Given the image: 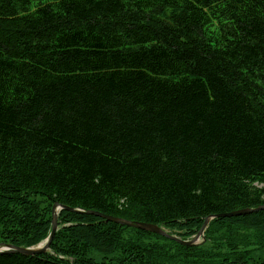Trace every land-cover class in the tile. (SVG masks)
<instances>
[{
  "label": "trees",
  "instance_id": "trees-1",
  "mask_svg": "<svg viewBox=\"0 0 264 264\" xmlns=\"http://www.w3.org/2000/svg\"><path fill=\"white\" fill-rule=\"evenodd\" d=\"M258 185L264 0H0V244L39 245L55 202L192 237L263 206ZM59 216L49 253L0 264H264L238 236L208 257L203 242ZM217 225L264 232V212L205 234Z\"/></svg>",
  "mask_w": 264,
  "mask_h": 264
},
{
  "label": "water",
  "instance_id": "water-1",
  "mask_svg": "<svg viewBox=\"0 0 264 264\" xmlns=\"http://www.w3.org/2000/svg\"><path fill=\"white\" fill-rule=\"evenodd\" d=\"M61 211H66L70 213H80V214H84L87 216H95V217L100 218L106 223H110V224L117 225L119 227L128 228V229L142 231V232L149 233L152 235H156L168 241L174 242L175 244L180 245L182 247L189 248V247L197 246L199 240L204 239V233L207 230L208 225L212 221L217 220V219H231V218L245 217V216H249L252 214H257L259 212H264V205L259 206L255 209L246 208V209L236 210V211H233L227 214L208 216L203 220V223L200 229L194 235V237H192V239L190 240L184 241L175 236L168 234L164 229H162L161 227L157 225L147 224L143 222L128 221V220H124L121 218L102 215V214L90 212V211L83 212L77 209L64 206L61 203L55 202L53 203L52 208H51V232L48 238L43 243L33 248H22V247H15V246L6 245V244H0V255H20L23 257H27V258H33L36 256L47 254L53 242L54 236L57 232V217H58V213Z\"/></svg>",
  "mask_w": 264,
  "mask_h": 264
},
{
  "label": "rangeland",
  "instance_id": "rangeland-1",
  "mask_svg": "<svg viewBox=\"0 0 264 264\" xmlns=\"http://www.w3.org/2000/svg\"><path fill=\"white\" fill-rule=\"evenodd\" d=\"M257 189H264V186H255ZM44 198V197H43ZM50 203L48 200L41 199L42 208H46L48 210ZM58 222H57V233L56 234H62L63 228L67 227V225L64 223V220L60 218L58 215ZM183 222H178L176 224L172 225H166L164 226V229L166 232H169L171 234L177 235L180 238H188L190 239L191 236H187V232L185 229H179L178 226L181 225ZM127 229V228H126ZM149 234V233H148ZM124 235H126L124 233ZM152 235V234H151ZM225 235V237H242L243 240L238 244L237 251L244 252L247 251H254L256 254L254 255L257 257L260 255L261 258H264V232H258V231H252V230H241L237 227L229 228V230L226 233H223V226L217 225L214 227L211 233L205 234L204 241L199 240V244L203 242V247L207 252L208 257H212L214 254L222 253V252H228V248L222 243V242H214V238H220L221 236ZM184 236V237H183ZM128 237V236H126ZM146 242V243H145ZM171 242V241H170ZM149 243H155V244H162L158 239L155 238H149L148 241H144V244L148 245ZM174 243V242H171ZM227 245V244H226ZM244 245V247H243ZM228 246V245H227ZM231 249V247H229ZM197 252V250L195 251ZM195 252H188V253H180L176 251V256L179 259H182L183 261L189 260L190 257L193 256V253ZM96 260L101 259V257L97 254L94 255ZM113 257V256H112ZM110 259V258H109ZM182 264V263H180Z\"/></svg>",
  "mask_w": 264,
  "mask_h": 264
}]
</instances>
